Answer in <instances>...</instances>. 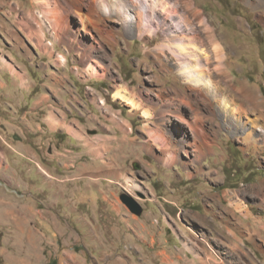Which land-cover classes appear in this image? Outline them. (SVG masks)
<instances>
[{
  "label": "rangeland",
  "instance_id": "obj_1",
  "mask_svg": "<svg viewBox=\"0 0 264 264\" xmlns=\"http://www.w3.org/2000/svg\"><path fill=\"white\" fill-rule=\"evenodd\" d=\"M194 2L225 44L226 69L213 78L225 87L244 81L264 97V0ZM54 8L53 0H0V143L7 150L14 134L24 137L38 155L32 178L53 184L48 194L34 192L38 208L53 210L51 224L0 226L2 264H264V103L236 127L218 101L210 111L191 99L212 142L194 159L193 132L174 114L160 117V99L188 100L193 89L156 62L150 49L161 36L128 34L104 13L93 32L112 31L116 45L104 44L110 58L96 54L91 74L76 49L54 41L39 21V12ZM72 24L81 26L75 15ZM35 26L39 35L29 31ZM87 38L82 29L79 39ZM118 89L141 105L117 98ZM182 111L191 116L188 104ZM246 117L257 122L250 139ZM160 132L172 141V161L154 142Z\"/></svg>",
  "mask_w": 264,
  "mask_h": 264
},
{
  "label": "bare ground",
  "instance_id": "obj_2",
  "mask_svg": "<svg viewBox=\"0 0 264 264\" xmlns=\"http://www.w3.org/2000/svg\"><path fill=\"white\" fill-rule=\"evenodd\" d=\"M36 1L47 6L51 0ZM53 1L55 2L53 11L49 9L39 12V21L48 22L47 28L54 41L63 42L68 47L76 49L79 61L87 65L91 74L98 73L97 64L94 62L96 54L103 59L105 57L110 58L104 44L116 45L115 34L112 31L98 28L99 34L93 32V27L96 28L99 18L104 13L121 20L122 29L128 34L135 33L139 37L150 34L148 41L154 40L157 35L161 36L160 41L150 49L154 52L156 62L166 72L174 71L178 78L191 85L193 89L189 93L188 100L183 93L179 102H175L173 97L160 99V102L163 101L159 111L160 117L167 120L169 115L174 114L193 132V140L188 141L187 145L197 151L194 159L204 157L212 142L203 123L204 115L197 106H192L191 99L196 103L197 98H201L208 105L210 111H212L211 103L213 100L218 101L221 108L219 109L220 112L224 113L226 117L231 114L230 122L236 127L239 125L240 116L262 108L264 97L258 90H254L244 81L237 86L231 84L225 87L219 85L220 83L213 78L215 75H221L226 69L225 44L208 18L202 16L194 0ZM251 3L253 4L252 0ZM72 15L79 19L81 26L72 24ZM195 19H197V26L194 25ZM261 20L264 23V13L261 14ZM82 29L90 36L84 41L79 39ZM29 31L32 34H40L36 26L31 27ZM38 41L41 39L38 38ZM212 61H214V65H212ZM160 77L156 75L153 79L159 80ZM115 95L132 107L141 105L132 97L133 94L125 89L116 90ZM151 102L157 103L153 99ZM185 103L192 110L191 116H187L182 111V104ZM143 114L150 117L152 111L146 108L143 109ZM246 124H248L246 128L249 129V132L245 137L250 139L251 135L254 134L253 131H255L256 119H248L243 122L244 128ZM163 133H158L157 139L151 141L161 146L160 149L163 153L168 155L167 161H172L176 158L175 151L169 148L172 141L167 138L169 136L166 137V134ZM185 151L190 152L188 149ZM133 186L139 187V184L134 182ZM232 204L237 209L241 208L242 210L244 208L240 202H233ZM246 215L248 217V212Z\"/></svg>",
  "mask_w": 264,
  "mask_h": 264
},
{
  "label": "crops",
  "instance_id": "obj_3",
  "mask_svg": "<svg viewBox=\"0 0 264 264\" xmlns=\"http://www.w3.org/2000/svg\"><path fill=\"white\" fill-rule=\"evenodd\" d=\"M51 116L53 117L54 114L51 113ZM13 137L17 140L7 143V150L0 143V226L12 223L16 228L31 223L33 220L40 221L43 226L51 224L53 210H48L46 213L47 208H38L34 192L44 191L48 194L50 190H47V187H52L53 184L40 175V183L35 182L36 180L31 176L34 172L32 164L36 163L35 160L38 155L33 152V147L25 141L24 137L17 134H14ZM0 139L1 141L4 140L1 134ZM8 183L16 189L11 190L7 186ZM79 195L80 197L76 198L77 205L70 208L72 213L69 216L78 213L80 201L82 202L84 199V193ZM50 196L47 195V198ZM66 204H68V200ZM73 217L79 221V216L73 215Z\"/></svg>",
  "mask_w": 264,
  "mask_h": 264
},
{
  "label": "water",
  "instance_id": "obj_4",
  "mask_svg": "<svg viewBox=\"0 0 264 264\" xmlns=\"http://www.w3.org/2000/svg\"><path fill=\"white\" fill-rule=\"evenodd\" d=\"M121 199L132 212L136 214L141 213V205L132 196H129L127 194H121Z\"/></svg>",
  "mask_w": 264,
  "mask_h": 264
},
{
  "label": "trees",
  "instance_id": "obj_5",
  "mask_svg": "<svg viewBox=\"0 0 264 264\" xmlns=\"http://www.w3.org/2000/svg\"><path fill=\"white\" fill-rule=\"evenodd\" d=\"M0 264H2V259H1V257H0Z\"/></svg>",
  "mask_w": 264,
  "mask_h": 264
}]
</instances>
